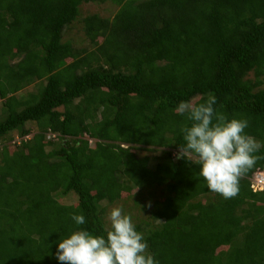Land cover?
Here are the masks:
<instances>
[{
	"label": "trees",
	"instance_id": "trees-1",
	"mask_svg": "<svg viewBox=\"0 0 264 264\" xmlns=\"http://www.w3.org/2000/svg\"><path fill=\"white\" fill-rule=\"evenodd\" d=\"M104 1L118 6L110 19H82L95 51L60 42L81 3ZM209 96L261 143L230 199L195 156L176 158L190 122L175 109ZM0 101V138H18L0 149V264H61L62 239L106 237L100 201L156 186L160 224L134 226L158 264H264V189L249 188L264 169V0H0ZM131 147L175 154L150 169Z\"/></svg>",
	"mask_w": 264,
	"mask_h": 264
},
{
	"label": "clouds",
	"instance_id": "clouds-1",
	"mask_svg": "<svg viewBox=\"0 0 264 264\" xmlns=\"http://www.w3.org/2000/svg\"><path fill=\"white\" fill-rule=\"evenodd\" d=\"M215 104L214 96H209L206 103H179L175 111L186 115L190 125L181 129L184 143L179 146L176 158L189 160L195 156L200 165L199 176L206 181L208 189L230 199L239 192L240 178L256 164L255 153L261 143L246 134V119L228 120L215 109ZM71 219L77 225L85 223L83 215L74 214ZM109 220L106 237L80 230L62 239L57 260L61 264H158L147 254L148 245L135 230L129 215L114 208Z\"/></svg>",
	"mask_w": 264,
	"mask_h": 264
},
{
	"label": "rangeland",
	"instance_id": "rangeland-1",
	"mask_svg": "<svg viewBox=\"0 0 264 264\" xmlns=\"http://www.w3.org/2000/svg\"><path fill=\"white\" fill-rule=\"evenodd\" d=\"M134 3H139L144 0H131ZM118 6L110 3L109 1L104 2H88V3H81L77 7V13L73 21L65 25L61 31L60 42L67 43L73 50L83 51V53H79L80 56H83L86 53L91 51H95L96 43L101 41V38L96 39V43L92 44L89 40L85 37L82 30V19L84 17L90 15H96L101 18H108L110 19L114 13L117 11ZM16 58L11 61L14 63ZM70 60H66L69 62ZM250 78V75L248 76ZM44 81H41L43 83ZM31 84L28 86L23 87L17 93H15V97H19L20 95H24L26 92H30L33 89L31 88ZM76 102V101H75ZM1 107V101H0ZM98 118L96 117V120ZM26 128H32V123H26ZM14 136V137H13ZM12 139L10 138H0V149L1 147L6 146V148H11L13 143L18 142V138L12 132ZM119 144V143H117ZM121 147H125V145H120ZM134 148L133 152L137 158L145 157L148 159L147 167L153 169L155 163L162 161L161 158L164 157L165 153H170L172 159L174 158L175 153L172 152L171 149H163V148H154L149 150H143L136 147ZM192 159V158H190ZM118 180H120V175L118 174ZM165 190L162 186L156 187H143V189H136L132 187L129 192L121 193L120 197L112 202L108 203L106 200H102L99 202V208L102 209L101 220L104 225L105 229H110V220L109 215L114 208L122 209L123 215H129L132 219V223L134 225H139L142 227V231H144L145 223H151L153 226H158L160 221H150L149 213L151 211L152 205H154V201L158 200L160 196L164 194ZM57 201L60 203H72L74 201L73 195H68L64 198L56 197ZM150 204V207L148 206Z\"/></svg>",
	"mask_w": 264,
	"mask_h": 264
},
{
	"label": "built area",
	"instance_id": "built-area-1",
	"mask_svg": "<svg viewBox=\"0 0 264 264\" xmlns=\"http://www.w3.org/2000/svg\"><path fill=\"white\" fill-rule=\"evenodd\" d=\"M50 137H53V135H46L47 139ZM249 187L253 192L264 189V169L253 173L249 179Z\"/></svg>",
	"mask_w": 264,
	"mask_h": 264
}]
</instances>
